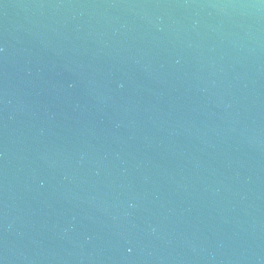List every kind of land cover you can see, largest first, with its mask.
<instances>
[{
  "label": "water",
  "instance_id": "95a60500",
  "mask_svg": "<svg viewBox=\"0 0 264 264\" xmlns=\"http://www.w3.org/2000/svg\"><path fill=\"white\" fill-rule=\"evenodd\" d=\"M0 264H264V0H0Z\"/></svg>",
  "mask_w": 264,
  "mask_h": 264
}]
</instances>
